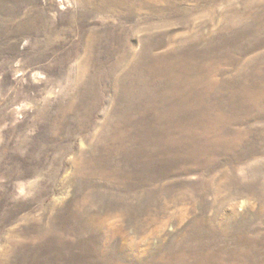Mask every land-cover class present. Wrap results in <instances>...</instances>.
<instances>
[{"label":"rangeland","instance_id":"1","mask_svg":"<svg viewBox=\"0 0 264 264\" xmlns=\"http://www.w3.org/2000/svg\"><path fill=\"white\" fill-rule=\"evenodd\" d=\"M0 264H264V0H0Z\"/></svg>","mask_w":264,"mask_h":264}]
</instances>
